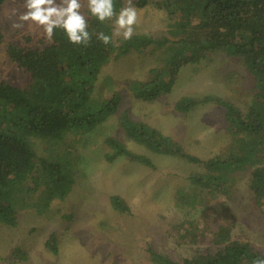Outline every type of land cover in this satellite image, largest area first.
Listing matches in <instances>:
<instances>
[{"label":"rangeland","instance_id":"374dc122","mask_svg":"<svg viewBox=\"0 0 264 264\" xmlns=\"http://www.w3.org/2000/svg\"><path fill=\"white\" fill-rule=\"evenodd\" d=\"M123 1V7L126 0ZM133 0L139 14L134 34L167 36L169 18L162 0ZM81 11L87 17V0ZM24 0H6L1 6L0 81L25 86L30 74L8 58L6 43L43 48L50 42L42 27L29 21L14 28L25 12ZM114 29V28H113ZM120 38L121 36H114ZM131 51L112 57L101 67L92 97L104 101L120 97L118 110L94 130L78 139L68 135L61 148L73 145L78 158L71 192L64 200L54 199L44 213L35 208L18 210L17 225L0 224V264H153L150 249L182 261L206 251L214 252V233L220 226L230 230L231 239L246 241L264 253V206L255 202L249 188L254 165L233 173L228 194L207 197L195 207L175 204L178 189L189 190V175L204 172L201 164L179 156L153 152L129 139L119 123L123 112L171 136L185 152L202 160L227 154L233 138L225 108L215 102L199 104L189 112L176 110L182 96L203 98L213 95L228 100L244 112L254 100V78L243 60L226 52L209 53L199 62L185 65L175 77L170 93L154 100L135 98L128 80H144L156 65L159 50ZM114 136L135 152L149 156L154 167L117 157L110 161L111 148L105 139ZM37 153L47 154L48 142L34 139ZM264 161V157L261 158ZM260 161V162H263ZM33 179L27 182L33 185ZM43 187L34 192L38 195ZM121 196L128 211L116 210L111 195ZM56 252L47 246L51 235ZM19 249L25 256L15 257Z\"/></svg>","mask_w":264,"mask_h":264},{"label":"trees","instance_id":"16d2710c","mask_svg":"<svg viewBox=\"0 0 264 264\" xmlns=\"http://www.w3.org/2000/svg\"><path fill=\"white\" fill-rule=\"evenodd\" d=\"M6 0H0L1 6ZM143 0L139 1L141 4ZM118 13L122 0H114ZM171 22L169 33L154 37L134 34L130 40L113 36V21L100 22L87 10L88 46L70 43L63 29H56L43 48H27L8 41L6 52L10 61L30 74L25 86L0 81V224L17 225L18 210H48L54 199L64 200L71 192L77 174L78 158L73 145L61 148L68 135L77 139L91 132L118 110L120 97L99 101L92 97L101 67L112 57L139 53L153 46L156 65L144 80L130 79L128 86L135 98L154 100L171 92L175 77L190 63L199 62L209 53L226 52L241 58L254 78V100L244 112L234 103L213 95L203 98L182 96L175 104L186 113L201 103L215 102L225 108V118L232 146L227 154L202 160L184 151L171 136L145 122L132 119L123 112L119 123L126 136L136 144L164 155L179 156L201 164L204 172L189 175L192 187L175 192L177 206L195 207L208 195L228 194L234 182L233 173L254 165L249 188L257 204L264 206V0H162ZM104 32L112 42L103 44L97 34ZM4 32L0 26V45ZM34 139L48 142L47 154L40 156ZM105 143L111 151L108 160L127 157L130 161L154 167L151 158L135 152L114 136ZM263 161V162H260ZM33 179V185L27 182ZM43 187L40 193L34 192ZM116 210L128 211L129 206L119 195L110 197ZM214 252L206 251L182 261L150 249L153 264H253L264 253L251 243L231 239L230 230L220 226L214 233ZM47 246L56 252L52 234ZM15 257L25 256L19 249Z\"/></svg>","mask_w":264,"mask_h":264},{"label":"clouds","instance_id":"9594fccd","mask_svg":"<svg viewBox=\"0 0 264 264\" xmlns=\"http://www.w3.org/2000/svg\"><path fill=\"white\" fill-rule=\"evenodd\" d=\"M82 0H24L25 12L19 15L14 28H22L24 22H33L43 28L47 38L51 40L56 29H63L70 43L88 46L92 34L88 31L89 24ZM87 8L92 16L100 22L113 21V36H121L130 40L138 23V10L133 0H126V5L117 13L114 0H87ZM97 39L108 45L112 37L104 32L97 34ZM253 264H264V259L257 258Z\"/></svg>","mask_w":264,"mask_h":264}]
</instances>
